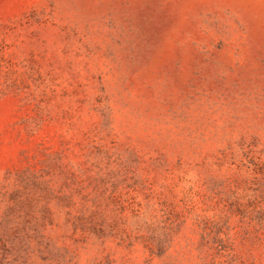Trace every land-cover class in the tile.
<instances>
[{
    "label": "rangeland",
    "instance_id": "1",
    "mask_svg": "<svg viewBox=\"0 0 264 264\" xmlns=\"http://www.w3.org/2000/svg\"><path fill=\"white\" fill-rule=\"evenodd\" d=\"M0 264H264V0H0Z\"/></svg>",
    "mask_w": 264,
    "mask_h": 264
}]
</instances>
